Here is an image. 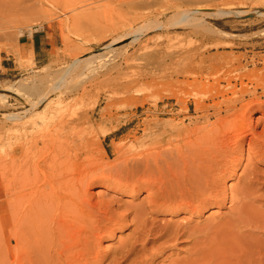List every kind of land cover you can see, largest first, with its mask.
Masks as SVG:
<instances>
[{
  "label": "rangeland",
  "instance_id": "1",
  "mask_svg": "<svg viewBox=\"0 0 264 264\" xmlns=\"http://www.w3.org/2000/svg\"><path fill=\"white\" fill-rule=\"evenodd\" d=\"M29 4L33 8L29 11L0 8V133L6 131L4 115L23 114L31 109L26 91L33 89L32 98L38 100L59 86L64 94L54 92L35 112L49 126L42 125L35 131L19 128L15 135L32 138L48 132L52 123L61 119L75 120L76 127L62 132V136L67 139L76 135L92 143L78 158L58 157V213L64 212L71 200H78L75 190L67 184H77L78 178H83L82 189L90 201L86 209L93 219L105 225L108 222L103 221L111 214L120 218L117 223L107 225L100 240L94 241L104 252L113 251L134 235L135 209L158 190V186L148 187L173 179L168 170L171 162L180 151L189 150L190 137L196 138L189 134L191 122L200 119L204 123V115L211 116L210 123L215 121L211 109L205 112L197 109L195 102L204 97L201 91L188 89L185 75L176 73L171 66L173 44L187 40L198 48L200 40L205 39L203 49L208 50V56L241 53L252 56L253 49L243 44L264 43V35L260 34L264 32V16L242 15L252 10L264 12V0H31ZM198 8L209 9L205 13L217 10L236 13L229 16L202 13L192 16L194 19L190 17L188 23L183 21L184 13ZM189 23L212 30L196 34L187 26ZM245 24H257L260 28L240 31ZM172 25L176 27L170 28ZM35 31L59 36L58 45L45 64L36 65L30 52L19 46L22 35ZM124 35L127 38H121ZM255 36L258 39L252 41ZM220 42L225 45L215 47ZM227 43L235 47H225ZM255 53L264 56V48ZM4 66L13 71L3 72ZM261 116L264 107L258 105L252 118L256 121ZM263 128L264 124L258 133ZM250 138L243 143L246 150L237 172L230 170L225 175L220 191L230 193L242 188L248 168L256 166L264 172V164L249 154ZM4 150L10 149L7 146ZM158 152L162 154L155 161L153 157ZM2 156L7 159L5 154ZM10 167L12 163L5 161L0 174ZM161 169L166 172L167 181ZM28 184L44 187L47 180L42 178L39 183ZM10 191L7 184H0L2 196L6 197ZM260 202L264 206V201ZM194 206L201 208L194 213L191 212ZM232 209L231 199L219 204L201 198L184 207L178 216L168 215L170 212H153L150 216L161 223L182 222L188 228L206 230L211 223L218 228L227 226L233 217ZM14 210V206H9L7 216ZM218 236L229 235L216 230L205 241ZM184 241L151 264H173L188 258L195 241L188 237ZM8 245L14 248L16 241L13 238L5 241L0 233V264L10 263ZM111 257L102 264H111Z\"/></svg>",
  "mask_w": 264,
  "mask_h": 264
},
{
  "label": "bare ground",
  "instance_id": "2",
  "mask_svg": "<svg viewBox=\"0 0 264 264\" xmlns=\"http://www.w3.org/2000/svg\"><path fill=\"white\" fill-rule=\"evenodd\" d=\"M30 1L0 0V8L11 12L29 11L33 9ZM205 10L209 9L187 11L183 14V21L188 23L190 17L202 13L220 16L236 13L219 10L205 13ZM255 14L264 16V12L254 10L242 16ZM187 26L196 34L212 30L194 23ZM173 27L176 26H170ZM258 28L260 26L257 24H245L240 31ZM260 34L264 35V32ZM121 38H127V35ZM254 39H258V36L251 40ZM205 41L200 40L198 48L187 40L173 44L171 66L176 73L185 75L188 89L201 91L204 97L195 102L197 109L202 112L211 109L215 121L210 123L209 115H204V123L200 119H192L189 134L196 138L190 137L189 150L186 153L180 151L171 162L168 170L172 172L173 179L148 187L156 189L155 186H158V190H154L135 209L134 235L113 251L104 252L94 241L100 240L107 225L117 223L116 220L120 218L111 214L103 221L108 222L105 225L93 219L86 209L90 201L82 189L83 178H78L77 184L69 181L67 186L75 190L78 200H71L68 208L58 213V157L68 159L72 155L78 158L92 143L76 135L67 139L62 136V132L76 127L75 120L61 119L58 123H52L48 132L32 138L15 135L19 128L35 131L42 125L48 127L49 124L36 117L35 112L51 94L64 92L55 86L49 93L34 100L33 89H30L25 95H28L31 109L23 114L4 115L6 131L0 133V168L7 160L12 167L0 174V184H7L11 190L6 197L0 194V233L5 241L11 238L16 241L14 248L7 247L9 264H102L111 255V264H151L167 250L186 242V237L195 241L193 251L188 258L173 264H264V206L259 204L264 201L260 200L264 198V172L256 166L248 168L242 178V188L232 189L230 193L219 190L225 175L230 170L237 172L246 150L243 143L248 136L251 137L249 154L264 164V128L258 133L264 124V116L256 121L252 118L258 105L264 107V56L255 53L264 48V43L243 44L253 49L252 56L246 53L208 56V50L203 49ZM224 45L225 42H220L215 47ZM225 47L233 48L235 45L227 43ZM16 94L22 95L20 92ZM2 97L5 99L4 95ZM208 102L211 104L206 106ZM233 139L235 142L232 144ZM7 146L9 151L4 150ZM75 152L76 155H73ZM161 154L158 152L153 159L158 160ZM63 163L66 166L67 162ZM144 163L149 165L148 160ZM160 173L167 181L166 172L161 169ZM42 178L47 180L44 187L28 184L39 183ZM257 184L263 187L258 188ZM201 198H209L219 204L231 199L233 217L229 224L218 228V225L211 223L204 230L188 228L182 222L161 223L150 216L153 212H170L168 215L178 216L184 207L194 205ZM9 206L15 208L11 216H7ZM194 207L191 208L194 213L201 208ZM216 230L218 233H228V238L218 236L206 242V237Z\"/></svg>",
  "mask_w": 264,
  "mask_h": 264
},
{
  "label": "crops",
  "instance_id": "3",
  "mask_svg": "<svg viewBox=\"0 0 264 264\" xmlns=\"http://www.w3.org/2000/svg\"><path fill=\"white\" fill-rule=\"evenodd\" d=\"M58 34L49 32L43 34L41 32L26 33L19 38V46L22 50L30 52L36 65L45 64L50 61L51 52L58 45ZM3 72L13 71L11 68L3 67Z\"/></svg>",
  "mask_w": 264,
  "mask_h": 264
}]
</instances>
